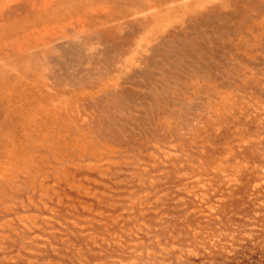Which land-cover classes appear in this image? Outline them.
Segmentation results:
<instances>
[{"label":"rangeland","instance_id":"rangeland-1","mask_svg":"<svg viewBox=\"0 0 264 264\" xmlns=\"http://www.w3.org/2000/svg\"><path fill=\"white\" fill-rule=\"evenodd\" d=\"M0 264H264V0H0Z\"/></svg>","mask_w":264,"mask_h":264}]
</instances>
